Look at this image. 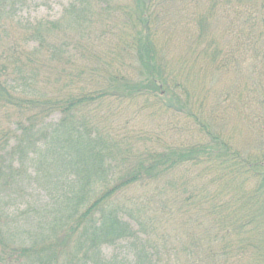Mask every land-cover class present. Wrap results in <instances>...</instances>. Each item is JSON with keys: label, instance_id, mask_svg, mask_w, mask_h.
<instances>
[{"label": "trees", "instance_id": "16d2710c", "mask_svg": "<svg viewBox=\"0 0 264 264\" xmlns=\"http://www.w3.org/2000/svg\"><path fill=\"white\" fill-rule=\"evenodd\" d=\"M25 2L0 1V40L1 34L11 35L1 21L4 13ZM167 4L70 0L59 19L18 24L19 43L12 31L11 63L0 68L5 73L0 75V109L12 107L15 116L12 129L0 130V264H166L164 224L175 212L190 219L194 210L201 213L195 221L205 225L206 237L210 233L213 243L221 242L218 249L209 246L202 263L217 264L245 252V243L238 240L229 249L226 242L242 228L250 231L249 239L255 237L257 262H264V151H236L205 114V89L197 93L195 81L191 84L195 76L188 62L178 69L160 48L159 23ZM198 4L189 18L197 17L191 23L202 44H190L188 55L209 57V69L219 63L233 66L242 46L247 52L252 44L264 45V0ZM72 31L81 38L74 40ZM79 55L94 64L79 63ZM99 105H105V114H93ZM217 108L211 106L210 113ZM121 109L125 123L117 119ZM130 110L136 116L141 111L163 115L165 122L174 113L195 123L207 140L178 145L154 131L133 135L125 115ZM168 129L173 133V127ZM180 168L188 176L175 178ZM193 169L197 173L190 176ZM250 177L261 181L253 191L247 190ZM26 185L45 192L47 200L29 199ZM167 187L175 190L178 211L162 195ZM140 188L146 192L136 194ZM21 220L28 225L17 226ZM188 234L182 255L171 259L175 264H187L194 256L198 240ZM104 246L123 253L109 257Z\"/></svg>", "mask_w": 264, "mask_h": 264}, {"label": "rangeland", "instance_id": "374dc122", "mask_svg": "<svg viewBox=\"0 0 264 264\" xmlns=\"http://www.w3.org/2000/svg\"><path fill=\"white\" fill-rule=\"evenodd\" d=\"M161 1L164 3L167 2L168 4L164 6L166 15L163 16V18L161 17L159 23L160 28L158 31V37H161L159 39L161 44L160 48L163 51H167L168 54L171 55V62H174V65H176L178 69L179 67H182L180 63L185 61L188 62L186 67H189L193 76H195V78H189L191 84L195 81L197 93L199 90L203 93L202 88L205 89V114L208 117L215 119H213L215 121L214 124L219 125L218 129L223 131L225 138L233 145L235 150L243 155H246L247 152H249L250 155L262 154L263 152L259 150L263 149L264 151V45L261 46L259 43L252 44L251 51L247 52L246 48L242 46L241 52L238 53V57L232 64L233 66L227 67V64L219 63L215 67L216 70L209 69L210 66L207 64L209 57L201 58V56L197 55H188L192 47L189 46L190 44L193 46L202 44L198 41L199 31H196L197 28H195L193 23H191V20L197 17L189 18L190 13L193 12L194 9L199 5L198 2L200 0H175L173 1V4H171L168 0ZM69 4L70 0H27L23 6L21 3L14 5L15 9L13 11L12 8L9 10V12H12L7 13L6 11L4 13L5 16L1 18V21L2 24L5 25L4 28L6 31H9L11 35L6 36L1 34L0 68L5 62L11 63V60L7 58V56L13 53L12 31H15V40L18 41V43L20 42L18 40V31L20 29V25L18 24H26L28 22L36 23L42 19H59ZM261 13L263 18L264 9H262ZM171 25H177L178 27L177 29H174L171 27ZM211 26L216 33L221 31L220 27H217L218 30L215 29V22L214 24L212 23ZM260 29L264 30L262 27H260ZM72 32L74 40L81 38L79 32ZM260 32H262V36L260 37V41H262V39H264V31ZM254 36H257V34ZM110 38L111 37L109 36L108 39ZM241 38L243 40V35ZM108 39H106L104 42L109 43V41H107ZM31 45L32 44L29 46L32 47ZM8 52L10 53L8 54ZM225 58H227L226 54H224V59ZM78 59L79 63L82 61L86 64H94L93 61H88L85 55H79ZM0 73L1 77L5 76V73L3 74L1 70ZM198 80L202 81L205 84V87H203L202 82L200 83ZM193 93L194 96H196V90H194ZM110 104L112 105L113 103ZM216 105L218 106L217 111L210 113L209 108L211 106L215 107ZM114 109H116V106ZM116 111L118 122L125 123L122 109L120 111ZM130 111L131 112H126L125 115L130 119L129 126L132 128L129 129L133 135H145L149 131H154L153 135H158L159 133L163 140L168 138L170 141L176 142L178 145H189L199 142L204 143L205 140H207L205 135L198 131L195 123L188 122L186 118L178 120L180 117L176 118V115H173L174 113L170 115L168 122H165L163 120V115L160 114L154 115L156 117H149V115L142 113L141 111V113L136 116V110ZM13 112L14 110H12V107L0 109V130H2V128L7 129L9 126L12 129V120L15 119V116H12ZM105 112V105H99L93 109V114H105ZM9 114L10 119L8 117ZM172 127L173 133L170 134L168 128ZM184 127H187V129L183 130ZM120 135L125 136L124 132L120 133ZM191 172L196 174L197 170H190V176ZM183 175L188 176L187 172L180 168L175 173V178L182 177ZM250 179L251 180L249 181L247 190L253 191L254 188H257L261 184V181L259 178L255 177H250ZM26 187L28 188L29 194H31V196H28L29 199L33 201L47 200V196L44 195L45 192L40 193L39 189L31 187L30 185H26ZM210 190H214V188H210ZM138 191L139 192L136 191V194L146 192L144 188H140ZM148 192H151L150 194L154 198L155 191L150 189ZM211 193H215V190ZM232 194L238 195L239 193L234 190ZM162 195L169 202V199L171 198V206L173 211H178V202L175 200V196H177L175 194V190L172 191L167 187L166 191L162 192ZM10 199H12V197ZM152 206H155L154 202L152 203ZM8 208H10V211L7 209V212L12 214V207ZM152 208L155 209V207ZM156 209L158 210L157 207ZM232 210L237 211L236 208H232ZM193 212L196 214H193L190 219L183 216L180 217L177 215L179 212H175L174 219L168 225L165 226L164 224L163 227L167 230L165 236L168 240H166L165 246L168 249L166 251L164 250L163 253V258L168 262L166 264H175L171 259L173 258V255L175 258L177 257L176 253L178 255H182L180 253L183 252L182 241H186L185 239L188 232H191V234H188V237L193 234V240L196 239L198 242L195 241L197 245L195 248H193L194 256L188 260L187 264H204L200 260L201 258L206 257L207 252L205 251L209 249V246L215 249L221 247H219L221 242L213 243L211 241L212 238L210 237V233H207L209 238L206 237L204 234L205 225L195 221L196 215L201 213L195 210ZM159 213L163 214L161 211H159ZM229 213L231 216V212ZM164 216L168 217L165 214ZM232 219L235 220L234 215ZM1 220H4V218ZM229 221L230 218L226 221H222V226L228 225L227 223ZM8 225L9 230L14 231L11 228L12 223H8ZM19 225L26 227L28 223L21 220L17 223V226ZM217 228L220 229L218 225ZM14 229H17L16 226ZM18 231L22 232L20 229ZM207 231L212 232L210 231V226H208ZM248 232L250 231L242 228L240 232H238V236L234 235L233 232V234L229 235L226 239V242H229V249L232 248L234 243L236 244L234 245L235 247L239 245L237 244L238 240L240 241V245L245 243L247 246L245 252L238 250L236 257L234 256V258H230L227 261H223L221 258L217 264H264V262H257L258 257L255 254V237L252 240L251 238L249 239ZM177 234L179 235V241L176 240ZM221 234L223 236V233ZM190 240L191 238L188 239V241ZM219 240L220 239H218V241ZM186 246L188 247L187 243ZM103 251L104 254L109 257L123 253H121V251L116 247L108 246H104ZM217 256V258L221 257L220 255ZM180 264H183V262L180 261Z\"/></svg>", "mask_w": 264, "mask_h": 264}]
</instances>
